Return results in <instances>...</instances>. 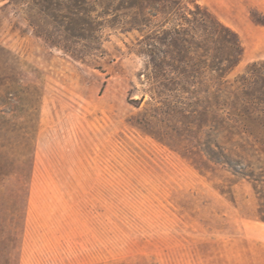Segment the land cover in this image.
<instances>
[{"label":"rangeland","instance_id":"374dc122","mask_svg":"<svg viewBox=\"0 0 264 264\" xmlns=\"http://www.w3.org/2000/svg\"><path fill=\"white\" fill-rule=\"evenodd\" d=\"M123 3L0 0V87H29L0 103V264H264V131L229 114L264 11L228 15L248 41L233 28L244 54L223 77L170 59L160 83L138 41L162 14ZM73 11L69 33L56 15Z\"/></svg>","mask_w":264,"mask_h":264},{"label":"trees","instance_id":"16d2710c","mask_svg":"<svg viewBox=\"0 0 264 264\" xmlns=\"http://www.w3.org/2000/svg\"><path fill=\"white\" fill-rule=\"evenodd\" d=\"M156 1L158 0H124L125 3L122 6L123 8L135 9L149 19L157 18L162 14L165 23L152 33L140 29L144 34L138 41V45L144 48L140 52L154 63L155 74L160 83H163L162 65L170 59L185 63L202 62V73L207 72L213 75L217 73L220 77H223L228 70L240 62L244 54V47L238 32L221 21L200 0H162L166 4L172 1L175 4L183 5V12L177 10L159 11L156 7ZM108 8L109 11L114 12L121 9L114 7L113 4H110ZM72 14L56 15L57 17L60 16L63 24H65L64 22L67 23L65 26L69 33L75 31L76 28L77 30L84 28L80 24L79 18L75 16L78 13L73 11ZM169 24L171 26H168ZM260 24L264 25V22ZM72 34L77 38L87 40V37L76 33ZM93 37L96 38V35L90 36V38ZM0 53L11 54L8 49L2 46H0ZM251 83H260L261 89L252 91L246 88ZM235 85L238 93L234 99H229L230 97L226 95L225 91L221 89L219 91L220 94L226 95L227 99L230 100L233 110L232 112L229 111V114L237 115L245 125L247 124L245 122L258 121L259 126L257 128L264 131V60L250 65L240 80L235 82ZM1 89L5 94L1 95ZM27 89L29 87L23 85L20 79L13 78L10 84H4L0 87V103L2 104L3 98L8 96L10 99L13 97L12 99H15L16 103H23L26 100L24 94L27 93ZM13 103L15 104V102ZM224 104L225 102L220 104L221 108H225ZM18 109L21 108L18 106ZM13 116L19 115L13 112ZM31 121V119H25L26 123ZM246 130L250 134H255L253 130L256 129L246 125Z\"/></svg>","mask_w":264,"mask_h":264},{"label":"crops","instance_id":"0c3cea01","mask_svg":"<svg viewBox=\"0 0 264 264\" xmlns=\"http://www.w3.org/2000/svg\"><path fill=\"white\" fill-rule=\"evenodd\" d=\"M252 5H257L264 11V0H250ZM200 2L208 6L216 15H218L224 23L237 29L242 39L247 40L246 29L252 31L254 37V45L264 47V26L248 25V27H238L234 21L229 17L235 15L242 17L246 21L248 15V0H200ZM229 15V16H228Z\"/></svg>","mask_w":264,"mask_h":264}]
</instances>
